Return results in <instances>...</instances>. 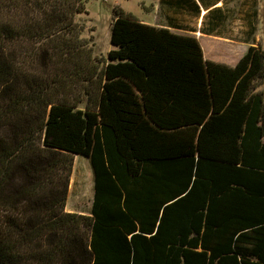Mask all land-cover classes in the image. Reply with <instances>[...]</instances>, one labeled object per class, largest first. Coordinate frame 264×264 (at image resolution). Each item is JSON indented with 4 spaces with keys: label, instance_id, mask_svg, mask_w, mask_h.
<instances>
[{
    "label": "trees",
    "instance_id": "trees-1",
    "mask_svg": "<svg viewBox=\"0 0 264 264\" xmlns=\"http://www.w3.org/2000/svg\"><path fill=\"white\" fill-rule=\"evenodd\" d=\"M85 12L0 0V264H264V49L206 60L116 6L97 61ZM76 155L89 215L66 211Z\"/></svg>",
    "mask_w": 264,
    "mask_h": 264
},
{
    "label": "crops",
    "instance_id": "crops-1",
    "mask_svg": "<svg viewBox=\"0 0 264 264\" xmlns=\"http://www.w3.org/2000/svg\"><path fill=\"white\" fill-rule=\"evenodd\" d=\"M144 10L149 13L148 24L197 38L205 59L211 61L214 46L230 57L236 49L252 44L256 24L263 19L258 0H142Z\"/></svg>",
    "mask_w": 264,
    "mask_h": 264
},
{
    "label": "rangeland",
    "instance_id": "rangeland-1",
    "mask_svg": "<svg viewBox=\"0 0 264 264\" xmlns=\"http://www.w3.org/2000/svg\"><path fill=\"white\" fill-rule=\"evenodd\" d=\"M262 20L256 24V32L252 34V44L246 45L241 49H236L230 57L227 56L225 50L214 46L210 59L216 62L224 63L230 66H235L245 51L251 46H260L264 49V0H258ZM142 0H85L86 12L76 16V22L82 25L83 31L81 37L86 40H93V56L99 61L107 58L108 53L112 50V23L115 16V7L118 6L126 13H133L137 18L143 19L146 23L149 22L146 16L148 12L141 11ZM150 7V5H149ZM138 19V18H137ZM139 20V19H138ZM151 25V24H149ZM258 36V42L255 38ZM254 40L256 45H254ZM90 44V45H91ZM69 89L72 92V97L83 95L86 85L81 83L76 84L71 81ZM87 99L80 107H84ZM94 199V172L91 161L88 157L76 155L74 160V168L71 177L69 196L67 201V210L69 212H77L85 215L91 213Z\"/></svg>",
    "mask_w": 264,
    "mask_h": 264
}]
</instances>
